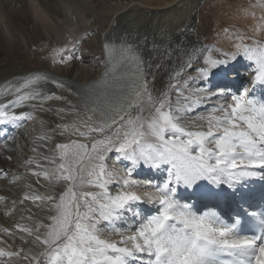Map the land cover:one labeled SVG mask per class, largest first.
<instances>
[{"label":"snow or ice","instance_id":"obj_1","mask_svg":"<svg viewBox=\"0 0 264 264\" xmlns=\"http://www.w3.org/2000/svg\"><path fill=\"white\" fill-rule=\"evenodd\" d=\"M143 39L147 44V37ZM243 39L239 38L232 52L214 54V50L189 48L184 53L186 60L177 57L179 63L170 73L167 87L156 97L145 81L136 98L128 102V109L134 111L121 110L99 123L87 116L81 125H72L73 134L91 139L89 143H58L52 157L41 154L53 165L51 169L26 161V165H35L31 175L37 179L27 185L29 191L20 200L11 201L9 212L25 201L37 209L47 202L49 222L39 217L33 221L35 214L27 209L28 215L21 216L27 223L4 227L0 264H264V212L245 209L225 224L215 212L197 214L191 204L176 198L183 188L206 200L246 202L244 183L255 177L264 180V101L258 103L249 95V86L264 89V42L245 44ZM125 43L140 58V46L134 41ZM156 47L153 44L151 51ZM175 50L179 51V45ZM164 55L171 61L169 49L165 48ZM76 58L75 46L54 49V63ZM244 60L248 61V86L233 91L231 83L241 76L237 66ZM42 79L46 77H28L7 90L14 98L0 101V132L34 118L31 112L16 111L26 101L53 98L55 94L25 91ZM191 81L196 82L191 94L196 101H190L186 87ZM181 100L187 104L183 115ZM200 100L217 103L211 105L209 115L185 123L188 114L197 113ZM194 102L197 108H192ZM57 128L63 136L69 125ZM9 140L15 137L4 132L0 145L6 151L11 150ZM40 147L46 145L33 151ZM109 154L114 160H109ZM57 160L61 162L57 164ZM143 168L163 170V182L131 178L136 169ZM7 175L0 170V176ZM41 181L62 185L63 190L41 195L45 186ZM90 188L97 191L87 190ZM0 202L7 203L6 197L0 196ZM145 204L160 207L155 214L144 216L140 206ZM245 216L258 224L250 235L238 230ZM128 220L134 224L128 225ZM119 224L124 227H117ZM112 234L119 239L105 238Z\"/></svg>","mask_w":264,"mask_h":264},{"label":"bare ground","instance_id":"obj_2","mask_svg":"<svg viewBox=\"0 0 264 264\" xmlns=\"http://www.w3.org/2000/svg\"><path fill=\"white\" fill-rule=\"evenodd\" d=\"M17 1H13V0L7 1L6 0L5 4L6 5L12 4V9H11V11L8 12V16H10V18L12 19V24H10V26L18 28V25L21 24L22 27H20L18 29L22 31L24 39H23V41L11 39L10 40L11 45L7 41L2 42V44L0 43V54H4V56L9 59L8 62H10V52H9L8 48L11 47V49H16L19 52V54L17 56H14L15 59L20 60L21 57H25L26 62L30 63L31 65L35 64V66H36L35 68H39L41 66H46L44 63H39V62L35 63V61L29 57L28 52H29V48L32 47L31 43H35L34 45H40V43H41L40 42L41 41L40 36L41 35L44 36V34L42 31H40L36 27L33 28L32 30L25 29L24 25L26 23H32L31 22L32 17L29 14V11L27 8V3L25 2V0H17ZM100 1H102V0H39L40 3L43 2L45 4L46 8L49 10L50 13L54 14V16L57 18L59 17L60 21L62 20L64 25L66 24L68 26H71L72 29L75 28L74 26L76 24L74 22L77 21L76 20L77 15H78V18L80 19V21H82V20L84 21V17L86 15L83 12H84V10L87 11L86 9L90 10L91 12H93L97 15H101V13H102L101 16H105V15L107 16L108 14L111 15V13L114 15V17H113L114 19L112 20L111 27L109 29H107L105 31H101V32L96 30V29H93L96 31L95 32L96 34H94V31L90 29V31H92L94 36L96 35V37L91 36V38H90L88 36L89 38L84 40V42H82L83 44H81L82 48H81L80 53H83L86 51V57L88 58V59L86 58L88 60L87 63H85V64L80 63L82 60H84L82 57V60L80 62H78L77 60L74 61L71 67L61 68V67H57V65H56V67L54 69V67L51 66V70L55 74H57V77L62 76V78L65 77V79H67V80L69 79L72 82H75L76 85L75 86L73 85V86L77 88L78 94L75 93L76 92V91H74L75 88L73 89V86L70 85L69 83H66V85L68 86V91L70 89V90H72L73 93H71V94L68 93L71 96L64 93L66 97L68 96L70 98H73V97H76V95H79L80 100H77L75 102V106H72L71 104L69 105L68 101H64V100H55V101L52 100L53 102L50 104H49V102H47V100H45V101L41 102L42 104L40 103V104L36 105V106H38V107H36V109H40V111H41V112L37 113L36 111L32 110V105H34V104L33 103L28 104V105H30L31 108H29L27 111L31 112L33 114V117H34L33 119L28 120V123L30 125L31 135H36L40 132H44V131L49 130L48 134H52L55 138L53 145L51 147L52 152H53L52 154H54V147L56 144L65 143L63 141L67 139V133H66L67 131L65 132V134L63 136L59 135L60 131L62 130L61 128H56L54 130V132H52L51 129H53V125H51V120L53 122V119H51V115H50L51 112L50 113L44 112L45 111V110H43L44 107L41 108L40 107L41 105L42 106H44V105L48 106L47 109L48 108L53 109L52 107L54 105H57L58 107H63L65 109H69V110H67L69 114L60 112V116L64 118L63 123H65V121L69 120L71 117L79 115L81 113H84L85 115L90 114L91 113L90 110L92 109V107L94 106V104L97 101L101 102L100 103L101 106L109 108L108 117H111V116L115 115L117 112H120L121 110L134 111L133 109H128V107H127L128 102L130 100L135 99L137 92L141 91L145 85L146 77L148 75V72H149L148 70L150 67L147 68L145 63L141 62V60H140L141 58H138V57L133 55V53L129 50L128 45L124 44L125 43L124 39L122 40V38H115L114 36H118V33L116 34V32L118 31L117 25L118 24L120 25L119 21H121L120 19L125 15V12L129 11L125 15V17L123 18L124 20L128 16H130L132 19V17L135 14V16L139 15V18H140V19L138 18L139 21H143V20L144 21H151L152 19L150 20L149 16L153 14L155 19L151 21L152 22L151 24L148 22V24H150V25H153V24L155 25V23H157L159 21L156 19L159 18L160 13L157 16H155L156 13H153L151 11L150 12L146 11V13L145 12L142 13L143 11L141 12V11L137 10V6H134V4L122 5V7H120L121 5L116 4L115 7L111 10V12H107V11L101 12V10L99 9ZM199 1L200 0H178L177 6L173 9V10L178 9L177 11L173 12V14L170 13L171 11H169L167 13H163V15L168 14L167 17L169 16V13H170V15L177 16L176 19H173V25L171 24L172 29L167 34H166V30L163 31L162 27L155 29L156 31L165 32V34L167 36L165 42L167 44L166 48L169 49V53H170V57H171V61H170V58L168 56L169 65H171L170 73L172 72L173 68L179 63V61L177 60V57H180V58L186 60L187 56H185L184 53L186 50H188L189 48H191L193 46H195L196 48H201L204 51L214 50V54L221 53L220 50L217 51L213 48H207V47L202 48L204 45L202 44L201 36L196 31H192V30L188 31L186 29L187 23H191V21L193 19V10H194V12H196V10H197L196 7H198ZM204 1L205 0H203V2ZM202 3L200 4V6L202 5ZM257 6L260 7L259 9L261 10V12L264 11V9L262 7V6H264V3L259 2V3H257ZM133 7H135V8H133ZM72 14H74V15L77 14V15H75L76 17L73 16L74 19L76 18L75 21H72L74 19L73 18L71 19V17H70V15H72ZM184 18H186V24L183 27H181L180 25H178L179 24L178 22H179V20H183ZM128 19H129V17H128ZM207 21H208V19H207ZM252 21L254 24V28L257 31H259V33H257V36L262 37L264 35V20L258 19L257 22H256V20H252ZM85 22H87V21H85ZM82 23H84V22H82ZM205 25L207 26L208 23L205 22L204 26ZM68 26H66V27H68ZM155 27H157V26H155ZM78 28H79V26H78ZM28 30H29V32H28ZM61 30H65L64 27ZM79 30H83V29L80 28ZM87 30L89 31V29H87ZM72 31L73 30H71V32ZM73 33H75V32H73ZM120 33H123V32H120ZM9 36L11 37L12 35H9ZM48 36H50V35H48ZM83 36H84V34H83ZM77 37H79V36H77ZM5 38H7V37H5ZM95 38L98 40H94ZM29 39H31L30 46H25L24 40H29ZM49 40H51V38ZM78 40H79V38H78ZM42 44H44V43H42ZM106 45L108 47H106ZM178 45H179V51H176L175 49L177 48ZM79 46H80V44H79ZM60 47H61V45H60ZM141 48H143V47H141ZM148 48H150V47H148ZM147 52H149V51H146L144 53H147ZM154 52H156V51H154ZM81 56H82V54H81ZM129 63L132 65V67H131L132 73L129 75L128 71H127L126 72L127 76H125L121 73V69H123L124 65H127ZM247 64H248V61H246V60L241 62L240 67L244 68L245 72H247ZM0 66H2L1 63H0ZM143 66H144V69H143ZM23 69L24 68L12 69L9 67L4 69V68L0 67V83H1V81H5V80L13 78L11 80L16 82L15 85L18 86L20 83V79L16 78L15 76L16 75H24L25 73L23 72ZM43 69H45V68H43ZM43 69H41L42 72H43ZM90 69H92V70H90ZM37 70L39 71L40 69H37ZM170 73H169V75H167V78L165 81L166 84H165L164 89L167 87V84L169 82ZM45 74H41V75L35 74L33 76L45 77V76H43ZM196 76H197V74L195 72H193L192 77H196ZM248 79H249V77H248L247 73L242 74L240 77L241 82H247L248 83ZM39 81H41V80H39ZM39 81L37 82L36 85H34V87L38 88L39 86L40 87L42 86V88L44 87V89H46L48 87L47 85L49 84V82L46 81L47 83L46 82L44 83L42 81L41 83H39ZM123 82H126V83H123ZM96 83H100V85L102 87L101 88H93V89L82 88L84 91V94H86L88 98L83 99L82 97H80L81 96V90H80L81 86H83L84 84L94 85ZM127 83H130V84L134 83V85L136 86L135 87L136 90L133 92L132 98H131L130 91L124 90V88H122L123 85H125ZM210 86H211V83H210ZM186 87L189 88L190 101H196L197 98L194 95H191L192 93H194L196 91V82L191 81L190 86L186 85ZM251 87L252 86H249V88H251ZM148 88L153 95V88L151 86ZM254 89H255L254 93H258V91H260V90L264 91V89H261V87L258 85L254 86ZM25 90H27V89H25ZM91 90H92V92H91ZM74 93H75V96H73ZM5 94H7V96H8V92L7 93L5 92ZM249 94H251V92H249ZM261 98H264V96H262ZM8 99H9V97L8 98L4 97V101L5 100L7 101ZM173 99H175V97H173ZM254 99L258 103L260 102V99L257 96H255ZM208 102L211 105L214 103H217L216 101L200 100L199 103L201 104V106L197 109V113L188 114L186 116V119L184 122L187 123L188 120H197L198 121L200 116L209 115L210 112L212 111V108H211V105L208 106ZM101 106H98L97 108H101ZM179 106L182 109V115H183L184 114L183 108L187 107V104L183 100H181ZM191 106H192V108H197V103L194 102V103H192ZM76 111H78V112L75 113ZM94 111H95L94 114H97L99 112V110H97V109H94ZM55 112H57V111L54 110L53 113H55ZM52 116H53V114H52ZM54 120L57 123L58 120H56V119H54ZM59 122H61V121H59ZM109 122H110V120H109ZM41 135H43V134H41ZM39 136H40V134H39ZM75 137H77V136H75ZM73 140H79V139L76 138ZM70 141L71 140H69L66 143H69ZM79 141L83 142V143H89V141H84V140H79ZM32 143H34V145L35 144H37V145L41 144V142H37L35 139L32 141ZM30 144H31V142H30ZM41 145H46V144L42 143ZM4 151L5 150L0 145V165L2 164L3 168L6 167V169L10 171V173L12 175L11 176L12 177L11 183L14 186V190L16 191L17 194L20 193L21 196L15 197L16 195L14 193L9 192V190H7V188H4V186L0 184V196L6 197V199H7V203L0 202V235H3L2 230L4 227H8L11 229L17 223H27V221L21 220V216L22 215L23 216L28 215V212L26 211L27 209H30L27 207L28 201H25L23 205L17 204L16 210L14 212H9V209L12 208V204H11L12 200H17V201L20 200L22 197V194L24 195L26 192L29 191V189L27 188L28 182L26 179H30V181H31V179H34V177H35V176L29 174L28 172H26L27 167H32V169H34L35 165L29 166V165H26L25 162L21 161V163L25 164L24 165V167H25L24 172L26 173L25 175H23L22 173H18L17 170L13 167L6 166L7 164L5 165L3 163V158L6 157V155L3 154ZM109 160L110 161L114 160L113 154H109ZM35 161H37V160H35ZM37 163H39V162L37 161ZM124 165H127L129 167L131 166L130 162H128V161H124ZM117 167H122V165H120V163L117 162ZM164 175H165V173L163 172V170H161V171H149L147 168H143V169H136V171L133 173V176L131 178L136 179L138 181H142V182L147 181L149 179H152L153 181H155L157 183H162ZM14 180H15V182H13ZM44 182L45 181H41L42 184H44ZM261 182L264 184V180H261L258 177L251 178V179H248L244 183L243 187L247 186L249 184H253V183L260 184ZM29 183H31V182H29ZM32 184H35V182L32 181ZM48 184L49 185L52 184L51 188L48 189V186L41 188L40 194L46 195L49 192H59V191L63 190L62 185H56V184L51 183V182H48ZM95 190H97V189H95ZM112 190L115 191V189H112ZM141 190H144V189H141ZM179 190H185V189L180 188ZM47 205H48V207H47V209H48L49 204L47 202L42 203L41 207L47 206ZM157 206L160 207L159 205H155V204L141 205L140 206L141 212L143 213L144 211L148 210L149 208L153 209ZM36 209L31 208L32 213L35 214L33 216V221H35L36 218L39 217L45 223H48L49 221L47 219H45L43 216L44 215L48 216L50 213L46 214L44 212V208L42 209V211L38 210V212L36 211ZM46 212H48V211H46ZM6 213H8V214H6ZM127 224L131 226L134 224V221L128 220ZM117 227L123 228L124 224H119V225H117ZM126 234H131V233L127 232ZM105 238H111L113 240L119 239V237L114 235V234H112L110 237L106 236ZM5 239L10 240L9 237H5ZM10 242H11V240H10Z\"/></svg>","mask_w":264,"mask_h":264},{"label":"rangeland","instance_id":"obj_3","mask_svg":"<svg viewBox=\"0 0 264 264\" xmlns=\"http://www.w3.org/2000/svg\"><path fill=\"white\" fill-rule=\"evenodd\" d=\"M5 1L6 0L0 1V43L2 44V42L7 41L10 44L11 39L23 41L24 36L22 34V31L18 29V28L22 27L21 24L18 25V28L10 26V24H12V19L10 18V16H8V12L11 11L12 4L6 5ZM13 1H17V0H13ZM25 2L27 3V8H28L29 14L32 17V21H31L32 23H26L24 25L25 29L32 30L33 28L36 27L40 31L43 32L44 36L43 35L40 36V40H41L40 41L41 43L39 42L40 45H34L35 43H31V39L24 40V45L30 46V43H31L32 47L29 48V52H28L29 57L32 60H34L35 63H37V62L44 63L46 66H41L39 68H35L36 67L35 64L31 65L30 63L26 62L25 57H21L20 60L15 59L14 56H17L19 54V52L16 49H11V47H10V48H8V50L10 52V62H8L9 59L6 58L4 56V54H0V63L2 64V66H0V67H2L4 69L7 67L12 68V69L24 68L23 72L27 73V74L29 72H31V73L32 72H40V71L42 72L41 69L45 68V69H43V73L45 72L46 74L44 73L45 75H43V76L53 75L54 77H52V76H50V77L55 78V79L54 80H50V79L47 80V82H49V84L47 85L48 87L46 89H44V87H43L44 92H42V93H44L47 96L55 94L52 98V100L55 101V100H57V99H55V96H63L64 97L65 96L64 93H66V94L73 93L72 90H70V89L68 91V86L66 85V83H69L72 86L73 85L75 86L76 84H75V82H72L69 79L68 80L65 79V77L64 78H62V76L57 77V74H55L51 70V66L54 67V69H55L56 65H57V67H61V68L71 67L74 61L77 60L78 62H80L82 60V57L85 61L82 60L80 63L85 64L88 62V60H87L88 58L86 57V51L84 50L85 51V52H83L84 54L80 53V51H78V53L75 54V56L77 57L76 59H73V60L66 62L64 64L54 63L53 62L54 49L62 48L65 46H67V47L75 46V51H77L78 47H82L81 44H83L82 42H84V40L88 39L89 37L91 38V36L96 37V35L94 36V34H96L95 33L96 31L93 29H96L100 32L109 29L111 27L112 20L114 19L113 18L114 15L111 13V15L108 14L107 16L106 15L101 16L102 13H101V15H97V14L91 12L90 10L86 9L87 11H85V10H84V12L82 11L86 15L84 17V21L83 20L80 21L77 14H75V15H77V17L74 14H72V15H70L71 19L72 18L74 19V17L77 18V19L75 18L77 21H75V19L72 20V21H75L74 23L77 26L75 25L74 26L75 28L70 33L69 29H72V27L71 26H70L71 28L66 27L67 25L66 24L64 25L63 21L62 20L60 21L59 17L57 18L54 16V14L49 12V10L46 8V6L43 2L40 3L39 0H25ZM259 2L264 3V1H260V0H205L202 3V5L200 6V8L198 10L197 19L195 20V22H196L195 30L201 36L202 44L204 45L202 48L211 47V48H214L215 50H220L221 52H232V51L236 50L235 45L237 42H240L239 41L240 37H244L243 43H245V44H253L255 41L264 42V37L258 38V37H260V36H257V33H259V31H257L254 28V24L252 21V20H256V22H257L258 19L264 20V11L261 12V10L259 9L260 7L257 6V3H259ZM177 3H178V0H122V1L121 0H102L99 3L100 4L99 9L101 10V12H104V11L111 12V10L115 7L116 4L121 5L120 7H122V5L134 4V6H137V10H139L141 12L143 11L142 13H144V12L146 13V11H148V12L151 11L153 13H156L155 16L159 15V13H160L161 16L159 15V18L156 19L159 21L157 23H155V25L154 24L150 25L152 23L151 21L155 19L153 14L149 16L150 20L152 19L151 21H144V20L139 21L138 20L139 15L135 16V14L132 17V19L130 16H128L129 19H128V17H126V19L124 20L123 18L125 17V15L129 11L125 12V15L120 19L121 21H119L120 25L119 24L117 25L118 31L116 32V34L118 33V36H114L115 38H122V40L124 39L125 41H128V42L134 41V42H136V44H138L140 46V49H141L140 58H142V61L145 63L147 68L150 67L148 70L149 72L147 71L148 75L146 77V81H147L148 87L151 86L153 88V97H156L157 95H159L160 92L164 89L165 84H166L165 81H166L167 75H169L170 70H171V65H169L168 56L164 55V50L167 46V44L165 42L166 37H167L166 34L172 29L173 19H176V17H177L175 15H170V13L173 14V12L178 10V9L173 10L177 6ZM262 7L264 9V6H262ZM133 8H135V7H133ZM169 11H171V12L169 13L168 17H167L168 14L163 15V13H167ZM207 19H208V21H207ZM85 21H87V22H85ZM82 22H84V23H82ZM148 22L150 24H148ZM205 22L208 23L207 26L206 25L204 26ZM178 23H179L178 25L183 27L186 24V18H184L183 20H179ZM78 26H79V28H78ZM155 26H157V27H155ZM63 27L65 30H61ZM159 27H162L163 31L166 30V34L163 31L160 32V31L155 30L156 28H159ZM80 28L83 30H79ZM86 28L89 29V31ZM90 29L94 31V34L92 31H90ZM29 30H28V32H29ZM63 31L64 32L66 31V32L64 33ZM73 32H75V33H73ZM120 32H123V33H120ZM83 34H84V36H83ZM9 35H12V36L10 37ZM48 35H50V36H48ZM77 36H79V37H77ZM5 37H7V38H5ZM144 37H147V44L144 43V39H143ZM50 38H51V40H49ZM78 38H79V40H78ZM94 40H98V39L95 38ZM42 43H44V44H42ZM79 44H80V46H79ZM153 44H155L157 46L156 50H155L156 52L151 51ZM60 45H61V47H60ZM141 47H143L144 49ZM148 47H150V48H148ZM146 51H149V52L144 53ZM81 54H82V56H81ZM57 59H59V58H57ZM157 64H159L160 67H156ZM131 67H132V65L130 63L127 65H124L123 69H121V73L123 75L127 76L126 72L128 71V74L130 75L132 73ZM37 69H40V70L38 71ZM143 69H144V66H143ZM90 70H92V69H90ZM49 73H50V75H49ZM52 81H58V82L62 83L63 87H59L57 84H54ZM37 82L32 84V85L33 86L36 85ZM21 83H22V81H20L19 84H21ZM123 83H126V82H123ZM15 84L16 83L11 84L7 88V90L9 88H15L16 87ZM74 86H73V89L75 88L74 91H76L75 93H77V88ZM83 86L80 87L81 97H83V99H86L88 97L86 94H84V91L82 88L93 89V88H101L102 87L100 85V83H96L94 85L84 84ZM135 87L136 86L134 85V83H131V84L127 83V84L123 85L122 88H124V90H129L130 94H131V98H132L133 92L136 90ZM38 88H42V86L41 87L39 86ZM75 93L73 94V96H75ZM69 96H71V95H69ZM8 97L14 98V97L9 96V95H8ZM67 97L65 96V99H61V100L68 101V104L69 105L71 104L72 106H75V102L77 100H80L79 95H76V97H73V98H70V97L67 98ZM29 103L30 102L28 101V104ZM100 103H101L100 101H97L94 104V106L90 110V112H91L90 114L85 115L84 113H81L79 115L71 117L69 120H66L65 123H63L64 118L60 116V112L69 114L67 111L69 109H65L63 107H58L57 105H54L52 107L53 109H49V108L47 109V107L45 108V106H42V105L40 107L41 108L44 107L45 112H49V113L51 112V114H50L51 119H53V122L51 120V125H53V129H51V128L50 129L52 130V132H54V130L57 128V125H61V126L69 125L67 132L65 131L67 133V139L63 141L66 143L69 140H73L76 138L79 140L90 141L89 139H91V137H89L88 139H85L83 137H80L79 135L73 134L72 127H71L72 125H81L82 122L87 118V116H92L93 121L97 122V123L101 122L104 119L110 118V117H108L109 108L101 106ZM210 105L211 104H209V102H208V106H210ZM98 106H101V108H97ZM36 107H38V106L32 107V110L36 111L37 113L41 112L40 109H36ZM61 109H63V111H61ZM94 109L99 110V112L97 114H94L95 113ZM54 110L57 112L53 113ZM77 112L78 111H76L75 113H77ZM52 114H53V116H52ZM104 116H106V118ZM54 119L58 120L57 123L55 122ZM59 121H61V122H59ZM22 126L27 128L26 129V135L22 134L21 136L15 137V140L13 141V143L9 147V149H11V150L10 151L5 150L3 152V154L6 155V157L11 156L12 159L8 160L6 157H4L3 163L5 165L7 164L6 166H10V167L15 168L18 173H22L23 175H25L26 174L24 172V168H25L24 165L25 164L21 163V161L26 163V161H28V160H33V161L37 160L38 162L43 163V161H41V160H43L41 154L43 155L44 150L48 147V142L52 141V139H54V136L52 134H48L49 130L44 131V132H40L36 135H31V130L29 127L30 125L27 123V121L24 122L22 124ZM39 134H40V136H39ZM41 134H43V135H41ZM42 136L46 137V139H45L46 141L40 139V137H42ZM75 136H77V137H75ZM34 139L37 142H41V144L45 143L47 147H40L38 151H33V149L37 148V146H38L37 144H35L36 145L35 146L34 143H32V141ZM30 142H31V144H30ZM51 145H53V143ZM50 153H53L52 149L50 150ZM59 162H60L59 160L56 161L57 164H59ZM52 167H53V165L51 164V168ZM28 168L32 169V167H27V169ZM2 169H3V171L7 172L8 175L6 177L0 176V184L3 185L4 188H7V190H9V192L14 193L16 195L15 197L21 196L20 193L17 194L16 191L14 190V186L11 183V181H12L11 176L12 175H11L10 171L7 170L6 167L3 168V165L1 164L0 170H2ZM36 179L37 178L34 177V179H31V181H30V179H26V180L29 184V182H31V183H32V181L35 182ZM44 184L46 187L48 186V189L51 188V186H52V184L49 185L48 182H44ZM88 190L96 191L94 188H90ZM23 196L24 195L22 194V197ZM27 207L30 209L31 208L36 209V207L29 201L27 203ZM47 207H48V205L42 206L39 209H36V211L37 212H38V210L42 211V209L44 208V212L46 214H49V212H46ZM43 217L46 219L47 215H44Z\"/></svg>","mask_w":264,"mask_h":264},{"label":"water","instance_id":"obj_4","mask_svg":"<svg viewBox=\"0 0 264 264\" xmlns=\"http://www.w3.org/2000/svg\"><path fill=\"white\" fill-rule=\"evenodd\" d=\"M202 2H203V0H200L199 3H198V7H196V9H197L196 12L197 13H198L199 6H200V4ZM196 12H194L193 19H192L191 23H189V26H190L192 31H195V24H196L195 20L197 18V13Z\"/></svg>","mask_w":264,"mask_h":264}]
</instances>
